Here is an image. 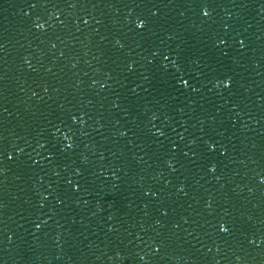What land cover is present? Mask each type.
<instances>
[{"label":"water","instance_id":"95a60500","mask_svg":"<svg viewBox=\"0 0 264 264\" xmlns=\"http://www.w3.org/2000/svg\"><path fill=\"white\" fill-rule=\"evenodd\" d=\"M0 264H264V0H0Z\"/></svg>","mask_w":264,"mask_h":264}]
</instances>
